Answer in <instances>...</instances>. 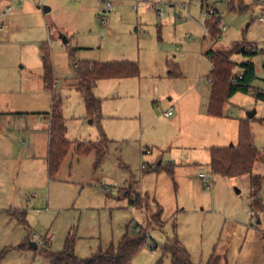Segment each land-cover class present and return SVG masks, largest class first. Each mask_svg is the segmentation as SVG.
Segmentation results:
<instances>
[{"label":"rangeland","instance_id":"obj_1","mask_svg":"<svg viewBox=\"0 0 264 264\" xmlns=\"http://www.w3.org/2000/svg\"><path fill=\"white\" fill-rule=\"evenodd\" d=\"M214 1L114 0L103 24L98 0H0V250L27 236L25 241L54 233L51 248L58 251L72 229L77 253L86 258L139 225L150 239L132 264H171L163 249L175 237L195 264H207L213 255L221 264H264V186L253 202L254 177H264V100L254 92L238 93L225 105L222 119L201 116L197 102L209 84L211 49L255 45L254 57L238 53L232 59H252L253 85L264 89V0H244V10L221 2L214 17L226 30L216 38L207 27L213 18L206 15ZM45 50L72 141L54 178L45 161L53 102L44 84ZM72 56L140 65V76L103 79L94 90L102 100L101 128L111 140L99 167L96 150L75 151L76 141L95 142L101 132L75 86ZM170 70L183 74L170 76ZM189 85L198 86L183 98L181 112L174 106L167 117L176 93ZM253 110L250 126L260 152L253 171L214 174L209 146L237 145L239 122ZM178 114L182 121L174 125ZM226 132L234 141L224 140ZM172 157L181 163L174 176L168 172ZM200 167L207 179L199 177ZM137 194L140 201L132 204ZM11 207L20 209L14 214L25 210L29 228L7 213ZM159 207L162 222L155 219ZM40 249L10 250L0 264H49Z\"/></svg>","mask_w":264,"mask_h":264},{"label":"trees","instance_id":"obj_2","mask_svg":"<svg viewBox=\"0 0 264 264\" xmlns=\"http://www.w3.org/2000/svg\"><path fill=\"white\" fill-rule=\"evenodd\" d=\"M244 0H228L230 9L244 10L242 2ZM221 19L207 21L208 32L217 37L221 33ZM252 46V47H251ZM255 46V45H254ZM247 44L237 45L231 50H209V56L212 69L209 73L211 81V97L208 105V114L213 117H223L225 105L238 93L255 94L259 100H264V90L254 87L253 83L257 79L256 65L252 60L237 63L232 59L234 54L244 53L254 57L257 47ZM245 47L244 51L242 48ZM254 47V48H253ZM75 52V51H74ZM74 55V53H72ZM44 65V84L47 90L53 93V102L48 115L49 122V146L46 157L48 173L54 178L62 165V162L68 155L72 141L67 138V126L63 113L62 100L58 98L55 92V76L52 68L49 53L43 51ZM71 65L75 74V86L83 94L85 106L93 122L98 123L101 136L97 141L76 143L75 151L79 155L89 154L96 150L95 167H99L103 162L111 140L107 137L101 128L102 100L94 93L98 81L112 78H131L140 76V65L134 61L120 62H95L88 60H76L72 56ZM240 66L242 69L241 77L235 72ZM174 70L172 74H174ZM235 79V81H233ZM211 169L214 174L228 177H236L251 173L260 157V152L254 144V136L250 126V119H241L239 122V141L237 145L228 147L210 148ZM157 168V167H156ZM174 176V171H168ZM264 186V177H254V198L253 202L259 201V195ZM132 190L129 191V195ZM140 195L133 200L132 204L139 202ZM163 209L159 207L155 219L162 222ZM19 224L29 228L27 222V213L22 210L21 213L14 214ZM154 219V220H155ZM151 222V221H149ZM156 223V221H155ZM150 239L148 229L144 226H137L133 229H127L118 242H111L106 246L100 247L94 254L82 258L76 251V240L73 235H69L62 249L55 251L49 245H43L40 249H33L30 246L29 239L18 246H9L0 250V263L6 257L10 250H41V254L47 258L49 264H132L135 255L144 247ZM164 253L170 255L171 264H195L189 251L179 241L177 237L170 240L164 247ZM207 264H221L220 258L213 255Z\"/></svg>","mask_w":264,"mask_h":264},{"label":"crops","instance_id":"obj_3","mask_svg":"<svg viewBox=\"0 0 264 264\" xmlns=\"http://www.w3.org/2000/svg\"><path fill=\"white\" fill-rule=\"evenodd\" d=\"M124 61H129V60H124ZM120 62V61H119ZM236 62V61H235ZM238 63V62H237ZM212 64V63H211ZM211 69H212V66H211ZM211 69L209 70V72L208 73H210V71H211ZM172 71L173 70H170L169 71V75L170 76H180L181 74H183V73H176L175 71V73L174 74H172ZM240 73H242V69L240 68V70L238 71V74H240ZM256 73H257V71H256ZM131 78H133V77H131ZM120 79H122V78H120ZM99 82V81H98ZM208 82H209V84L207 85V87L205 88V89H201L202 90V93L201 94H199V99H197V102H199L200 103V109H201V111H202V114H201V112H200V115L201 116H203V114H207V115H209L208 114V105H209V102H210V97H211V81H210V78H209V74H208ZM98 84V83H97ZM200 85V84H199ZM198 85H189V89L188 90H184V91H182V93H176V96H177V98H176V100L174 101V104L171 106V108L170 109H172V114L170 115V116H167V117H171L172 115H173V107L174 106H176L178 109H179V111L181 112V107H182V102H183V100L185 99V97L188 95L187 93L188 92H191V91H193L194 89H196V87H197ZM96 87H97V85H96ZM95 87V88H96ZM187 89V88H186ZM260 89V88H259ZM95 90V89H94ZM262 90H264V89H262ZM184 98V99H183ZM171 100H172V98H171ZM210 116V115H209ZM212 117V116H211ZM214 118V117H213ZM222 118H224V116L223 117H221V119ZM216 119H219V118H216ZM65 121H66V119H65ZM180 121H182L181 120V118L179 117V114L176 116V118L172 121V123L174 124V125H179V123H180ZM91 122L93 123V120H91ZM66 123V122H65ZM67 126V125H66ZM67 132H68V127H67ZM224 140H226V141H234L233 139H234V136H232L231 134L229 135V133L228 132H226L225 133V135H224ZM227 138V139H226ZM71 141V140H70ZM80 141H76V143H79ZM87 142V141H86ZM174 143L175 142H172V145L170 146V148H172V146L174 145ZM234 144V143H233ZM48 145H49V142H48ZM212 147H228V146H209V150H210V148H212ZM150 150H147V152H149ZM174 157H172L171 159H170V167L172 168V170L174 171V173H175V169H174V167L175 166H178V165H181V163L180 162H178V161H176V162H174V159H173ZM173 160V161H172ZM45 161H46V159H45ZM191 162H194V163H200L196 158H193V160L191 161ZM211 162V161H210ZM162 163V162H161ZM47 164V163H46ZM191 164H193V163H191ZM146 164L144 163L143 165H142V167H143V169H145V171L143 172V173H145V172H147V170H148V168L145 166ZM160 165V164H159ZM159 167L158 165H156V164H153L152 165V168H154V169H157V168ZM201 169H204V168H199V171L201 170ZM205 170V169H204ZM199 171H198V173H199ZM206 171V170H205ZM199 175V174H198ZM51 178V177H50ZM264 191V190H263ZM262 192V191H261ZM128 194V193H127ZM15 210H20L19 208H10L8 211H7V213L8 214H10L11 215V213H12V211H15ZM21 210H23V209H21ZM25 211V210H24ZM13 214V213H12ZM72 230V229H71ZM71 230L68 232V234H67V237L69 236V235H71ZM126 232V231H125ZM124 234V233H123ZM123 236V235H122ZM121 236V237H122ZM56 236H55V234L54 233H48L47 235H45L43 238H41L40 236H38V235H34V236H31V238H30V242L32 241V242H36L37 243V245H49V246H51L52 247V245H53V243H54V241H55V238ZM66 237V238H67ZM28 238V236L22 241V243L26 240ZM66 240V239H65ZM75 240H76V238H75ZM65 242V241H64ZM111 242H114V241H111ZM110 242V243H111ZM109 243V244H110ZM21 244V243H20ZM19 244V245H20ZM64 245V244H63ZM106 245H108V244H106ZM106 245H103V244H101L100 246H99V248L100 247H102V246H106ZM7 246V245H6ZM16 246H18V245H16ZM8 247V246H7ZM13 247V246H12ZM4 248H6V247H4ZM3 248V249H4ZM15 250V249H14ZM25 250H30V249H27V248H25ZM25 250H20V251H25ZM76 251H77V248H76ZM78 254V253H77Z\"/></svg>","mask_w":264,"mask_h":264},{"label":"built area","instance_id":"obj_4","mask_svg":"<svg viewBox=\"0 0 264 264\" xmlns=\"http://www.w3.org/2000/svg\"><path fill=\"white\" fill-rule=\"evenodd\" d=\"M223 1L224 0H215L213 4H209V9L207 10V13H206L208 19L213 18L218 13L219 5ZM206 3H207V1H206ZM98 7H99V11L101 12L100 20L103 24H106L105 13H107L113 9L114 0H98ZM159 11H160V13H162V10H159ZM260 20L262 22H264V16L260 17ZM221 30L222 31L226 30V27H222ZM239 75L241 77V73ZM233 81H235V79H233ZM171 114H172V109H169L166 112V115L170 116ZM199 177L201 179H207L209 177V175L206 173V171L204 169H201L199 171ZM209 187L211 188V186H209Z\"/></svg>","mask_w":264,"mask_h":264},{"label":"water","instance_id":"obj_5","mask_svg":"<svg viewBox=\"0 0 264 264\" xmlns=\"http://www.w3.org/2000/svg\"><path fill=\"white\" fill-rule=\"evenodd\" d=\"M45 11H46V12H49V11H51V8L48 7V6H46V7H45ZM62 38H63L64 43H68L69 40H68L67 37L62 36ZM244 49H245V47L242 48V51H244ZM255 115H256V110H253V111H251V112H248V114H247V118L251 119V118L255 117ZM233 145H234V144H232L231 146H233ZM30 246L33 247V249H37V248H38V245H37L36 242H32V241H31V242H30Z\"/></svg>","mask_w":264,"mask_h":264}]
</instances>
